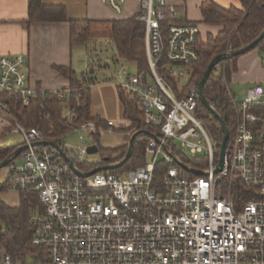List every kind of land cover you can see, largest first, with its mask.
Wrapping results in <instances>:
<instances>
[{"label": "built area", "instance_id": "2783aa9c", "mask_svg": "<svg viewBox=\"0 0 264 264\" xmlns=\"http://www.w3.org/2000/svg\"><path fill=\"white\" fill-rule=\"evenodd\" d=\"M103 1L117 14L126 2ZM138 18L145 24L150 73L131 74L116 57L111 82L137 101L145 124L160 135L149 137L144 165L122 174L99 171L82 177L70 166L81 171L77 164L89 163L87 147L98 130L93 120L58 141L11 121L7 96H18L28 106L45 90L31 81L27 54L0 56V125H11L10 133L21 134L25 147L6 166L3 180L9 193L37 196L41 209L30 217L32 245L43 250L36 259L15 260L0 241V264H264V80L242 99L229 91L233 132L216 172L219 154L197 111L198 85L178 97L156 71L165 52L170 73L184 85L186 66L198 60V25L182 19L168 0H139ZM261 63L264 67V52ZM215 69L225 81V60ZM68 91L53 92L65 99ZM66 104L63 117L71 120L74 108ZM71 135L77 144L69 142ZM49 143L58 145L66 160ZM182 156L204 158L207 165L194 168ZM159 162L167 167L157 180ZM236 178L252 195L237 205L231 191Z\"/></svg>", "mask_w": 264, "mask_h": 264}, {"label": "trees", "instance_id": "16d2710c", "mask_svg": "<svg viewBox=\"0 0 264 264\" xmlns=\"http://www.w3.org/2000/svg\"><path fill=\"white\" fill-rule=\"evenodd\" d=\"M238 6L222 7L213 0H204L200 5L202 22L207 25L221 26L222 29L215 35L208 34L206 41L197 37L194 48L198 55L196 62L186 66L189 75L184 85L180 86L178 81L169 71L168 60L163 52L156 64V71L160 76L168 80L177 96H182L188 88L199 85L208 65L212 59L224 54L227 50L235 52L253 42L264 29V0H238ZM69 23V39L71 47L85 45L91 36V21L71 20L66 15L64 6L45 5L42 0H28V19L30 22H58ZM163 42L168 39V32L163 30ZM111 41L114 43L116 57L128 64L135 66L136 73L145 71L150 73L145 44V24L139 20L138 14L125 19L111 21ZM260 50L264 52V37L249 51ZM246 51V52H249ZM244 52V53H246ZM243 54V53H242ZM235 55L225 60V81L221 73L214 68L204 84L205 99L219 112L223 118L229 134L233 132L232 116L233 108L229 104V89L227 83L231 74L236 69V61L242 55ZM221 64V63H220ZM57 70L69 80V91L65 93V99H61L53 91H45L25 106L18 96H7L9 106V118L26 128H38L45 137L58 141L66 136L73 127L93 120L98 130L92 136V143L98 148L100 160L98 163L77 164L81 171H91L98 167L110 165L120 161L127 153L128 145L115 148H104L100 145V128L111 129L107 122L98 116H91V90L90 86L95 78H88L87 73L76 75L70 67L59 66ZM38 87V86H37ZM40 88V87H39ZM118 88L119 99L123 104V117L129 121L125 128L128 133L135 130L149 131L159 136V130L148 126L138 108L137 101L128 96L120 87ZM66 106L74 108L71 120L63 117V102ZM198 113L204 119L207 131L215 143V152L218 155L220 144L223 140V131L219 121L200 101L198 102ZM1 133L0 131V138ZM147 135H139L135 138L133 149L128 160L120 167L103 171L104 173H119L144 165L146 157L144 148L149 141ZM20 144L5 146L0 144V163L9 155L13 154ZM107 158V161H105ZM182 161L194 168L206 167V159H188L181 157ZM218 159L216 158V161ZM166 164L159 162L156 166L155 179L160 180ZM188 176H191L187 174ZM193 177V176H191ZM222 184H224L222 182ZM234 202L237 205L241 200L250 199V188L240 178H236L231 186ZM7 182L0 179V193L7 192ZM17 205H9L0 199V241L15 260L36 259L43 255V250L32 245L33 225L30 222L32 209L41 206L37 196L33 193H19ZM1 224L4 228H2Z\"/></svg>", "mask_w": 264, "mask_h": 264}, {"label": "crops", "instance_id": "0c3cea01", "mask_svg": "<svg viewBox=\"0 0 264 264\" xmlns=\"http://www.w3.org/2000/svg\"><path fill=\"white\" fill-rule=\"evenodd\" d=\"M203 1L168 0V3L176 8L182 19L196 23L199 28L198 37L206 41L208 34L215 36L222 27L202 22L200 5ZM213 1L225 8L239 5L238 0ZM42 3L64 6L68 19L90 20L91 36L86 44L71 47L67 21L27 23L28 0H0V56L27 54L29 58L27 71L31 81L45 91L69 89V80L56 67H70L76 75L87 73L88 78H95V82L90 86L91 116H98L105 122L113 121L111 129H125L129 121L123 117L124 108L119 99L118 88L111 82L114 70L118 67L115 61L116 52L113 53L115 54L113 59L110 47L106 44L111 40V21L138 14L139 0L136 2L126 0L121 14L109 9L103 0H42ZM102 30L108 37L101 47V40L97 36L99 33L103 34ZM103 49L110 55L105 62L100 56ZM89 53L98 59L97 65L93 63L95 71L89 68L88 57L91 55ZM261 53L260 50H253L243 53L237 59L236 69L227 83L229 91L237 99H242L250 88L263 82L264 67L261 63ZM111 58L114 70H109L107 64ZM100 74L104 76L99 77ZM100 131L102 132V128ZM126 134L123 142L116 147L127 143L131 133ZM100 145L107 148L101 143Z\"/></svg>", "mask_w": 264, "mask_h": 264}, {"label": "water", "instance_id": "95a60500", "mask_svg": "<svg viewBox=\"0 0 264 264\" xmlns=\"http://www.w3.org/2000/svg\"><path fill=\"white\" fill-rule=\"evenodd\" d=\"M264 37V29L262 31V33L253 41L251 42L249 45H246L244 47H242L241 49H239L238 51H235V52H230L228 54H221V55H218L216 57H214L212 59V61L210 62V64L208 65V68L206 69L198 87H199V96H200V102L204 104V106L212 113V115L219 121L220 123V126L222 128V131H223V140L220 144V152H219V159H218V163H217V167H216V172L218 170L221 169L222 167V164H223V155H224V149H225V145H226V142H227V139L229 137V131H228V128L223 120V118L221 117V115L219 114V112L205 99V96H204V84L209 76V74L211 73V71H213V69L215 68V65L217 63H219L220 61L222 60H226L227 58H230L232 56H235V55H239V54H242L246 51H249L250 49H252L262 38ZM139 135H147L148 137L150 138H153L155 140H158L157 136L149 131H145V130H138V131H135L131 134L130 138H129V141H128V148H127V153L126 155L120 160L118 161L117 163H112L110 165H105V166H101V167H98L94 170H91V171H88V172H81L79 170H77L73 164L70 163V166L76 170L78 172V174L82 177H86L90 174H94L96 172H99V171H106V170H109V169H115V168H118L120 166H122L127 160L128 158L130 157L131 153H132V149H133V143H134V140L137 136ZM52 147H54L63 157H64V153L62 151V149L54 144V143H49ZM25 147L24 146H20L18 147V149H16V151L9 155L4 161H2L0 163V169H2L3 167L7 166L14 158H16L20 153L21 151L24 149ZM87 153L89 154H93V153H98V148L95 144H92V145H89L87 147ZM65 158V157H64ZM66 160V158H65ZM105 161H107V158H105ZM181 167L185 170H189V168L184 165L183 163H180Z\"/></svg>", "mask_w": 264, "mask_h": 264}, {"label": "rangeland", "instance_id": "374dc122", "mask_svg": "<svg viewBox=\"0 0 264 264\" xmlns=\"http://www.w3.org/2000/svg\"><path fill=\"white\" fill-rule=\"evenodd\" d=\"M132 2H136L137 0H130ZM107 7H109L107 5ZM109 9H111L109 7ZM102 33H103V30H102ZM93 37V36H92ZM106 37H108L107 35H105V33L101 34L99 33V35L97 36V38H99L101 40V47L105 41V39H107ZM108 47H110V51H111V55L115 52V46H114V43L109 40L108 43L106 44ZM82 48V47H81ZM79 48V49H81ZM91 54V53H89ZM101 56V59L102 61L105 62L106 59H109L110 58V55H108V52L106 50L103 49L102 53L100 54ZM114 56L115 54H113V59H114ZM84 60H87V58ZM88 61L90 62V69L92 71H95V68L93 67V63H95V65H97L98 63V59H96V56L94 54H91L89 57H88ZM120 63L123 64V66L125 67H128V70L130 71L131 74H137L136 72V69H135V66L134 65H130L124 61H121L120 60ZM107 64L109 65V70H114V65H113V62H112V58L110 59L109 62H107ZM96 73V72H95ZM116 74V70H114V73L113 75ZM104 75L100 74L99 77H102ZM174 76V75H173ZM174 78L177 80V77L174 76ZM114 79V77H113ZM149 79L151 80V77L149 76ZM236 96H238L237 94H235ZM11 125H5L4 123H2V125H0V131H3V133H1V138H0V144L2 145H5V146H14V145H17V144H20L22 142V136L21 134L19 133H10V130H11ZM136 131V130H135ZM134 131V132H135ZM127 132L125 131V129H121V130H118V129H115V128H112V129H102V132L100 131V139H99V142L109 148V147H116L118 145H120L125 136L127 135L126 134ZM132 134V133H131ZM69 138V142L72 143V144H77V141H76V137L71 135V136H68ZM129 141V139H128ZM128 141H127V145H128ZM214 143V142H213ZM179 145V144H177ZM147 158V157H146ZM86 160L90 163V162H94V161H99L100 160V154L99 153H93V154H88L86 156ZM125 171H121L119 172V174H122L124 173ZM6 173V166L3 167L2 169H0V179H4V175ZM0 199L3 200L5 203L7 204H18L19 202V196L17 194H10L7 192H3L0 194ZM39 210L40 208L39 207H36V208H33L32 209V213L31 215H34V216H37L39 215ZM2 228L3 225L1 224Z\"/></svg>", "mask_w": 264, "mask_h": 264}]
</instances>
